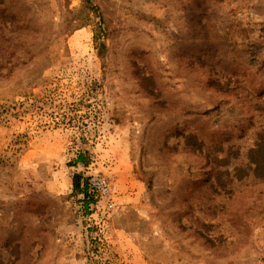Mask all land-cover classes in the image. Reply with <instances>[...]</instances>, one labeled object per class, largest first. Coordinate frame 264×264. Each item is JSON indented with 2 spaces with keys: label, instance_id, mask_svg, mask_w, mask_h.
<instances>
[{
  "label": "rangeland",
  "instance_id": "rangeland-1",
  "mask_svg": "<svg viewBox=\"0 0 264 264\" xmlns=\"http://www.w3.org/2000/svg\"><path fill=\"white\" fill-rule=\"evenodd\" d=\"M263 81L264 0H0V264H264Z\"/></svg>",
  "mask_w": 264,
  "mask_h": 264
},
{
  "label": "trees",
  "instance_id": "trees-1",
  "mask_svg": "<svg viewBox=\"0 0 264 264\" xmlns=\"http://www.w3.org/2000/svg\"><path fill=\"white\" fill-rule=\"evenodd\" d=\"M264 82V81H263ZM209 84L210 86L214 89V91H218V93L222 92L223 94H231L235 91V88L229 89L227 86H225L224 84L222 85L221 82L218 80V78H210L209 80ZM260 84H262V82L259 84H257V86L254 88V92L258 93V97H260L264 91H262ZM264 85V84H263ZM260 133L259 136L257 137V141L255 142V147L253 150H251L248 154V161L250 164H254V173L255 176L257 178H262L264 179V127H262L259 130ZM188 146H192L194 147V151H200V147L202 146V141L199 142L198 139L196 138V135L190 133V135H188V141H187ZM215 162H217V160H214ZM216 182L222 186H224V179L222 178V175L216 174ZM73 187H74V191L75 193H80L84 195V204L85 206H87V204L91 201V199H88L89 194H88V188L87 185H81V178L80 176H76L74 179V183H73ZM92 202V201H91Z\"/></svg>",
  "mask_w": 264,
  "mask_h": 264
}]
</instances>
